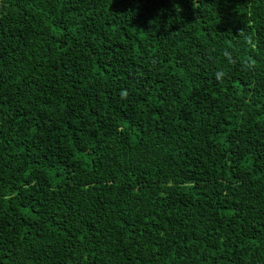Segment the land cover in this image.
I'll return each instance as SVG.
<instances>
[{
	"label": "trees",
	"instance_id": "1",
	"mask_svg": "<svg viewBox=\"0 0 264 264\" xmlns=\"http://www.w3.org/2000/svg\"><path fill=\"white\" fill-rule=\"evenodd\" d=\"M0 264H264V0H0Z\"/></svg>",
	"mask_w": 264,
	"mask_h": 264
}]
</instances>
